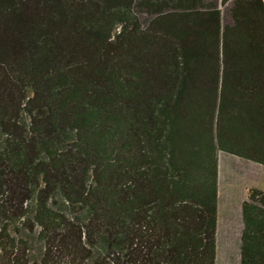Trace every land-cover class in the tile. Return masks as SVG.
Returning <instances> with one entry per match:
<instances>
[{
    "label": "trees",
    "instance_id": "16d2710c",
    "mask_svg": "<svg viewBox=\"0 0 264 264\" xmlns=\"http://www.w3.org/2000/svg\"><path fill=\"white\" fill-rule=\"evenodd\" d=\"M242 58L263 0H0V264H213L206 116ZM241 218L264 264L259 189Z\"/></svg>",
    "mask_w": 264,
    "mask_h": 264
},
{
    "label": "crops",
    "instance_id": "0c3cea01",
    "mask_svg": "<svg viewBox=\"0 0 264 264\" xmlns=\"http://www.w3.org/2000/svg\"><path fill=\"white\" fill-rule=\"evenodd\" d=\"M227 63L214 68L223 82V96L216 97L220 103L215 102L206 116L212 143L223 146L214 155L213 264L238 263L242 203L251 189L264 193V59H228Z\"/></svg>",
    "mask_w": 264,
    "mask_h": 264
}]
</instances>
